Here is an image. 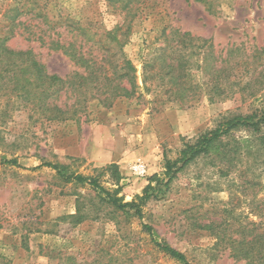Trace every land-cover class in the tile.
<instances>
[{"label":"rangeland","instance_id":"obj_1","mask_svg":"<svg viewBox=\"0 0 264 264\" xmlns=\"http://www.w3.org/2000/svg\"><path fill=\"white\" fill-rule=\"evenodd\" d=\"M135 1L139 12L125 52L138 69L139 98L118 99L111 108L94 101L80 119L56 122L30 107L15 108L0 92V158L18 162L0 165V264H182L155 247L146 223L189 264H248L200 228L226 218L229 179L241 181L239 173L220 177L218 168L200 160L166 186L164 171L167 159H177L187 142L221 117L264 106V0ZM67 17L101 34L122 24L124 12L107 0H0V44L31 49L49 73L64 77L79 69L51 42L67 36ZM177 31L207 40L193 48L200 52L193 56L191 80L202 90L191 102L167 101L156 80L151 91L142 84L143 61L177 50ZM221 64L232 74V92L212 101L206 92ZM246 84V91L239 90ZM45 162L99 176L106 187H116L113 174L101 172L116 164L124 201L143 195L154 175L162 182H152L143 218L121 213L72 227L59 218L75 213L78 195L93 192L63 182L50 167L36 168ZM136 163L146 166V176L132 172ZM237 209L247 213V203Z\"/></svg>","mask_w":264,"mask_h":264},{"label":"trees","instance_id":"obj_2","mask_svg":"<svg viewBox=\"0 0 264 264\" xmlns=\"http://www.w3.org/2000/svg\"><path fill=\"white\" fill-rule=\"evenodd\" d=\"M107 1L124 12L122 24L99 34L67 17L64 28L67 36L51 42L54 50L62 52L79 69L64 77L49 73L31 49L14 50L0 44V65L3 67L0 92L8 95L15 108L30 107L44 119L64 122L86 115L91 102L111 108L118 99L141 96L138 69L125 52L139 7H136L135 0ZM176 34L180 37L177 50L165 51V56L156 57V62L151 58L143 61L142 84L146 91H151L156 80V88L160 87L167 101L191 102L202 90L200 83L191 80L193 56L200 52L193 48L200 49L204 45H197L195 41L201 38L192 37L187 32L177 31ZM214 67L211 87L206 92L212 101L218 97L227 98L232 92L229 84L232 74L227 66ZM247 85L239 90L246 91ZM242 132L246 134L242 135ZM200 160H208L218 168L220 177L229 178L230 174L239 173L241 178V181L235 177L229 179L230 198L223 209L226 218L220 222L201 223L200 228L208 230L217 245L229 249L233 258L246 260L248 264H264V197H259L264 191V106L248 114L223 116L214 128L202 132L193 142H187L177 159L166 160L165 185L169 186L180 171ZM3 164L18 165V162L1 157L0 165ZM41 167L54 169L65 183L93 192L89 196L78 195L75 213L59 218L72 227L107 215L116 218L121 213L141 219L142 207L151 197L149 190L154 188L152 182H162L154 175L143 195L124 201L119 196L122 177L116 164L106 166L101 172L111 170L116 187H106L99 176L70 171L62 164L45 162L36 168ZM214 190H220V187ZM242 200L247 203V213L237 209ZM253 216L260 220H253ZM143 227L156 248L182 264H189L186 255L160 239L152 225L146 223Z\"/></svg>","mask_w":264,"mask_h":264},{"label":"built area","instance_id":"obj_3","mask_svg":"<svg viewBox=\"0 0 264 264\" xmlns=\"http://www.w3.org/2000/svg\"><path fill=\"white\" fill-rule=\"evenodd\" d=\"M132 172L138 176H146L147 174V168L144 164H141V163H136L134 164L132 167Z\"/></svg>","mask_w":264,"mask_h":264}]
</instances>
